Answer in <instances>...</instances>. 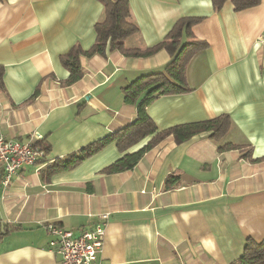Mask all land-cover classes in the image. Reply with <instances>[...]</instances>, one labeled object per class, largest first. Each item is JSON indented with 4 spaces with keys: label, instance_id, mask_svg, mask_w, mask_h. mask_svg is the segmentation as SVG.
I'll use <instances>...</instances> for the list:
<instances>
[{
    "label": "crops",
    "instance_id": "obj_1",
    "mask_svg": "<svg viewBox=\"0 0 264 264\" xmlns=\"http://www.w3.org/2000/svg\"><path fill=\"white\" fill-rule=\"evenodd\" d=\"M130 5L140 32L129 47L158 44L182 17L200 18L193 32L208 42L188 64L191 90L148 106L158 128L229 114L231 131L220 141L201 133L182 144L170 135L133 169L102 173L122 156L112 143L44 180L47 163L133 123L137 108L123 88L171 56L165 49L149 57L82 56L83 78L66 86L61 56L76 44L93 46L103 1L0 0V135L50 145L48 162L26 166L8 186L0 164V264H62L47 225L78 234L103 214L102 264H232L248 238L264 239V0L242 11L231 0L221 10L212 0ZM226 142L240 148L221 151ZM170 175L178 183L167 189Z\"/></svg>",
    "mask_w": 264,
    "mask_h": 264
},
{
    "label": "trees",
    "instance_id": "obj_2",
    "mask_svg": "<svg viewBox=\"0 0 264 264\" xmlns=\"http://www.w3.org/2000/svg\"><path fill=\"white\" fill-rule=\"evenodd\" d=\"M104 3L103 17L95 24L96 40L89 49L80 44L74 45L61 56L63 66L69 71V78L63 82L69 86L84 76L81 57L94 55L106 56L108 51H119L127 57H149L165 49L171 56L170 61L160 70L143 74L123 88L124 100L137 108L136 119L133 123L106 137L92 142L63 158H56L41 170L43 179L51 180L58 172L69 170L86 159L102 151L109 144L115 143L122 156L105 167L101 172L114 174L133 169L143 156L156 147L166 137L172 135L178 144H182L195 135L208 133L209 137L220 141L232 129V119L229 114L216 118L180 124L160 130L148 113V106L162 95L182 94L191 90L187 80V67L191 59L199 51L208 47V42L199 39L193 32V25L200 18H180L166 37L158 44L150 47H129L127 40L140 32L139 26L132 17L130 0H102ZM229 0H212L214 7L221 10ZM236 11L246 10L260 4L261 0H231ZM4 66L0 65V92L5 90ZM40 94L37 88L30 100ZM150 137L149 142L137 151L132 147ZM36 146L47 152L50 145L44 140H36ZM240 148L239 145L226 142L220 146L221 151ZM248 157V155H245ZM48 157L37 164L48 162ZM178 183V177L170 175L166 188L170 189ZM91 188L92 183L88 184ZM232 264H264V239L257 241L248 238L243 254Z\"/></svg>",
    "mask_w": 264,
    "mask_h": 264
},
{
    "label": "built area",
    "instance_id": "obj_3",
    "mask_svg": "<svg viewBox=\"0 0 264 264\" xmlns=\"http://www.w3.org/2000/svg\"><path fill=\"white\" fill-rule=\"evenodd\" d=\"M34 137H38L36 134ZM35 138L22 142L0 135V164L3 169V184L8 186L13 176L28 165H37L47 157L46 151L34 144ZM108 215L90 228L75 231L49 223L52 236L50 249L61 257L62 264H102L98 261L103 250Z\"/></svg>",
    "mask_w": 264,
    "mask_h": 264
}]
</instances>
